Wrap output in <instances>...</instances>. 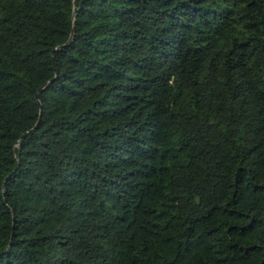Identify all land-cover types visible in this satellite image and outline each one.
I'll return each mask as SVG.
<instances>
[{"label":"trees","instance_id":"trees-1","mask_svg":"<svg viewBox=\"0 0 264 264\" xmlns=\"http://www.w3.org/2000/svg\"><path fill=\"white\" fill-rule=\"evenodd\" d=\"M0 264H264V0H0Z\"/></svg>","mask_w":264,"mask_h":264},{"label":"water","instance_id":"water-1","mask_svg":"<svg viewBox=\"0 0 264 264\" xmlns=\"http://www.w3.org/2000/svg\"><path fill=\"white\" fill-rule=\"evenodd\" d=\"M34 97H36V94H34Z\"/></svg>","mask_w":264,"mask_h":264}]
</instances>
